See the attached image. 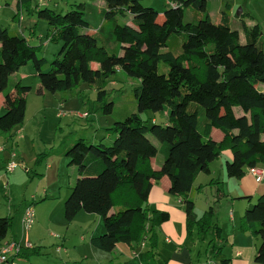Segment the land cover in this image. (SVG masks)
I'll use <instances>...</instances> for the list:
<instances>
[{
    "label": "trees",
    "instance_id": "obj_1",
    "mask_svg": "<svg viewBox=\"0 0 264 264\" xmlns=\"http://www.w3.org/2000/svg\"><path fill=\"white\" fill-rule=\"evenodd\" d=\"M95 1L103 7L98 10V29L89 34L85 3L74 2L62 14L33 7L32 0H18L13 22L32 9L46 24L47 43L60 46L57 58L49 64L37 57L40 47L31 45L17 25L11 30L0 25V135H8L23 123L30 87L10 80L28 63L38 79V95L69 93L63 98H72L74 89L88 85L95 89L106 116L114 109L106 101V81L117 72L137 80L136 112L115 120L107 130L115 137L112 143L94 144L82 136L62 148L61 155L74 169V183L63 204L64 220L70 223L80 212L99 217L103 233L88 243L104 253L113 252L118 244L136 248L147 235L145 262L153 264L156 228L169 216L149 212L145 205L152 183L167 177L169 195L180 198L184 207L186 236L191 237L193 230L198 238L210 235L212 258L227 264L222 256L224 241L212 224L213 208L199 218L195 215L193 195L202 188L193 189V183L199 175L210 174V164L225 150L231 152L225 165L227 178L240 179L249 168L264 165V90L257 87L264 85L260 27L243 24L241 44L239 31L231 27L228 4L222 5L218 24H214L206 0H165L171 6L161 14L143 6L142 0ZM187 11L192 14L189 21H185ZM93 62L98 64L95 70ZM160 65L167 68L165 73L159 72ZM235 109L240 110L239 116ZM146 112L163 113L165 124L152 120L148 126L141 118ZM213 130L223 135L222 141L212 139ZM159 152L162 164L153 171L150 161ZM46 156L40 155L37 164ZM245 200L241 229L259 241L254 261L264 264V194L254 204ZM11 224L0 218V243ZM28 250L41 252L22 249L17 257Z\"/></svg>",
    "mask_w": 264,
    "mask_h": 264
},
{
    "label": "rangeland",
    "instance_id": "obj_2",
    "mask_svg": "<svg viewBox=\"0 0 264 264\" xmlns=\"http://www.w3.org/2000/svg\"><path fill=\"white\" fill-rule=\"evenodd\" d=\"M73 1L74 0H32V3L34 7L37 5L39 9L47 8L56 13L64 14L72 9L71 5L74 4ZM75 1H77L76 4L79 2L85 3V20L89 24L90 30H97L100 21L95 9L96 4L92 3L93 0ZM150 2H152L158 9L161 8L162 4H165V0H162L161 5L160 0L141 1L143 6H147ZM4 3L5 0H0V25L11 30L15 28L16 25L11 20L13 16L12 11L8 10ZM55 3H57L58 6H55ZM237 3L235 14L241 9L240 6L243 2L242 0H237ZM248 8L253 14V22L260 25L263 42L262 47L264 49V0H248ZM208 9L212 23L218 24V20L214 18L216 7L213 0L208 1ZM22 14L24 15L22 17L23 20L21 17L18 19V24H22L20 28L19 25L17 26L18 31H20L25 37H30V33L34 30V38L31 43L36 47L41 46L40 50L36 53L37 57L44 58L48 64L51 63L57 58L60 46L47 43L45 39L46 24L36 18V15L32 13V9L29 15L25 11ZM190 16H192V14L187 11L185 14V21H189ZM119 23L122 24L124 22L123 20H119ZM243 40V34L241 33L240 41ZM93 64L97 65V63H91V65ZM166 69L167 68L162 65L159 66V72L161 74L165 73ZM27 73L28 76H25ZM15 75L17 76V79L23 77L21 83L31 87V92L28 93L26 97L27 114L25 117V128L29 134L26 140L27 145L22 146L17 150L19 156L24 157L25 163L28 166L23 167L22 161L18 160V158L13 159L18 167L16 172L19 174V181L21 178L22 180L26 179L24 180L26 183L21 184V180L16 184L15 189L11 193L7 191V198L3 199L2 203L5 209H10L11 216H8L7 219L12 222L11 227L15 228L18 234L22 235L23 229L19 218L20 213H23L28 206L32 207L34 211V224L27 233H29L31 237L34 235L37 237L42 236V238H45V242L41 246L34 245L30 242L31 248L35 250L40 249V254H35L28 250L29 253H24L20 257H16L13 261L15 264H57L58 262L54 255L56 254V247H62H60L59 242L62 239V233L64 231H67V229L69 230L67 234L68 242L65 244V248L61 249L63 251H70L75 245L78 248H83L79 243L80 237L89 238L102 234L103 223L99 217L95 215H87L83 212L78 217L76 216L71 223L64 220V200L62 201V198L64 197L66 190H68L69 194V189L74 183L73 177H71L70 181L68 177L67 179L65 178V181L60 185L61 188L57 189L56 197H59L60 195V199L50 201V203H46L45 205H40V202L30 204V196H38L40 187L41 189L44 188V185L42 184V186L37 178H34V176L31 177L34 173L33 171H35L33 166L37 165L36 163L38 162V158L40 159V155L47 153L54 154V152L59 150L62 143V145L69 144V141H75L82 136L85 137L87 142L94 140H91V138L98 137V139H101L100 137L105 136L106 140H103L104 142H102L106 145L110 144V142L107 141V130L111 129L113 125H111V122L114 123L115 120H121L124 116L129 115V113L136 112V102L134 100L133 92L139 86V83L137 80L127 78L119 72H117L115 76L110 77L106 81L105 86V91L108 94L106 101L112 102L114 109L112 115L106 116L102 113V104L96 101V92L93 87L82 85L83 88L79 87L72 91L74 94L72 98L67 97L63 99V96H68L69 93L62 95L59 93L51 94L45 91L42 95L37 94L38 79L34 76L35 72L31 63L22 67L19 70V73ZM14 80L15 78L11 77L10 82H13ZM257 87L261 91L264 90V85L259 84ZM2 113L3 111L0 112V114ZM59 113L61 114V117H58ZM234 113L236 116H239L240 110L235 109ZM141 118L147 121L148 126H150L153 119L158 125H163L165 121L163 113L146 112L141 115ZM108 125H110V127H108ZM17 128L19 129L20 126L16 127V129ZM147 137L153 144L159 147V144L151 136L148 135ZM97 141L99 142L100 140ZM41 149L44 150L42 153L39 152ZM157 156L158 160H161L160 152ZM31 160H34V164L30 163ZM218 165L219 164L216 163L214 166L219 177L220 170ZM31 167H33L32 170L26 173L25 169H31ZM201 176L203 178L205 175ZM198 194H200V192ZM198 194L196 193L197 199L195 200V203L196 208L200 211V209H202L201 207H206V198L210 193L208 191L202 192V195L199 197ZM254 203L255 202H252L251 204ZM209 207L213 208V204ZM214 207H216L215 204ZM97 222L100 224L99 227L97 226ZM83 227L88 230L81 232L79 228ZM51 235L60 236L61 238H52ZM91 250H94L101 256L100 259L103 264H108V260H106L108 256L107 253L96 249ZM88 257L91 260L93 259L91 256Z\"/></svg>",
    "mask_w": 264,
    "mask_h": 264
},
{
    "label": "crops",
    "instance_id": "obj_3",
    "mask_svg": "<svg viewBox=\"0 0 264 264\" xmlns=\"http://www.w3.org/2000/svg\"><path fill=\"white\" fill-rule=\"evenodd\" d=\"M42 1V0H38ZM207 3L209 0H206ZM18 0H5V6L8 10L12 11V21L15 15L16 5ZM77 2V1H74ZM216 12L214 13V18L216 20L219 19V12L224 4L231 5V27L239 31V35L241 32V26L244 24L247 27H252L254 25L259 24L254 23V17L251 11L248 8V0H242V5L240 6V11L235 14L237 0H213ZM95 3V9L98 13L103 7V3L101 1L92 2ZM162 4V0H160V5ZM33 5V4H32ZM55 6H58L55 3ZM148 7L153 8L156 12L162 13L166 8L170 7L171 4L165 1V4L161 6L160 9L156 8L155 5L150 2ZM165 6V9H164ZM34 7V6H33ZM209 10V9H208ZM29 15V14H28ZM21 18L24 16L20 14ZM209 19L211 18L208 12ZM23 20V18H22ZM211 20V19H210ZM31 22V21H29ZM15 25H19L14 22ZM20 26L22 24L20 23ZM35 26V25H34ZM264 26V23H263ZM6 28V27H4ZM20 32V31H19ZM96 30L88 29L87 33L94 34ZM21 33V32H20ZM22 34V33H21ZM23 35V34H22ZM24 36V35H23ZM25 37V36H24ZM27 38V37H26ZM34 38V30L30 33V37L27 38L32 45V39ZM244 39V37H243ZM241 44L244 43L240 41ZM34 46V45H33ZM41 47V46H40ZM98 64L91 65L93 70L97 69ZM19 71L15 74H18ZM12 77L15 78L14 81L22 82V78L17 79L16 75ZM28 76V73L25 75ZM36 76V74L34 75ZM13 81V82H14ZM22 84V83H21ZM23 85V84H22ZM83 88V86H81ZM38 89V86H37ZM31 90V87H30ZM31 92V91H30ZM29 92V93H30ZM44 92V91H43ZM43 92L40 94L42 95ZM64 99V98H63ZM27 109V108H26ZM0 111L2 109V96L0 95ZM25 116L22 125L18 129H13L8 135H0V218H7L10 215V209H5L2 201L7 198L8 192L11 193L19 181V174L17 171V164L14 158H18V160L22 161L23 167L28 166L25 163L24 157H20L18 154V149L22 146L27 145L28 133L25 128ZM59 117V116H58ZM60 119V118H58ZM153 121H155L153 119ZM113 122H111V125ZM165 124V121L164 123ZM110 127V125H108ZM107 127V128H108ZM91 137V136H90ZM91 138L94 139L91 143L97 144L98 141L106 140L105 136ZM114 136L108 135L107 141L112 143L114 140ZM212 139L216 142H220L223 139V135L217 131H212ZM70 143L72 141H69ZM104 142V141H103ZM69 143V144H70ZM63 144V143H62ZM60 146L59 150L52 153H47V156L40 163H36L34 165L33 175L34 178H37L44 185V188L41 189L38 196H30V204L40 202V205H45L46 203H50V201L58 200L61 198L56 197L57 189L61 188L60 185L65 181V178L71 177L74 178V169L72 166L68 165V159L61 155L62 148L66 147V144ZM68 144V143H67ZM46 146V144H45ZM157 147V146H156ZM45 148V147H44ZM43 148V149H44ZM159 148V147H157ZM41 149V152L44 151ZM15 152V153H14ZM156 156L154 159L150 161V165L153 171H158L162 164L161 160H158ZM231 160V152L229 150H225L221 153L220 157L210 164V174L205 175L203 178L199 175L195 182L193 183V189L201 187L200 194L202 192H209L210 194L206 198V207H201L200 211L196 208L195 200L197 199L196 194L193 195V201L195 206V215L199 218L209 206L213 204L214 216L212 219V224L217 226L220 232V237L224 241L222 245V256L228 261L227 264H257L254 261L256 250L259 245V241L250 236V234L241 229V218L243 216V210L245 211L248 202L245 200L246 198L251 199L253 202L258 196L264 194V181L260 184H257L252 176L247 174L243 175L240 179H230L227 178L225 173V165L227 162ZM34 160H31L30 163H33ZM219 165V177L218 173L215 171V164ZM9 164H14L15 168L11 172H7V167ZM31 169H25L26 173L30 172ZM30 168V167H29ZM23 179L22 183H26ZM34 181V180H33ZM68 181V180H67ZM34 183V182H33ZM69 184V183H68ZM42 185V186H43ZM70 186V185H69ZM169 180L167 177H162L158 183H152V187L147 199L146 208L149 212H165L168 214L169 219L167 222L162 223L156 228V238H157V247L155 251V257L152 261L153 264H220L212 258L211 253L209 252L208 242L211 239V236L207 235L204 238H198L196 236L195 230L192 231L191 237L186 236V219L184 214V207L180 198L173 197L169 195ZM69 188V187H68ZM70 190V189H69ZM70 193V191H69ZM211 195V197H210ZM68 190H66L62 201L67 198ZM60 201V200H59ZM63 201V202H64ZM214 202V203H213ZM214 204L216 207H214ZM58 207V206H57ZM219 207V209H218ZM203 210V211H202ZM82 212L77 214V217L81 215ZM22 212L20 213V221L22 219ZM49 221V220H48ZM63 221V220H62ZM72 222V221H71ZM70 222V223H71ZM99 223L97 222V226L99 227ZM12 226V224H11ZM82 232L84 230H88L87 228H79ZM91 230V229H90ZM101 230V228H100ZM69 230L64 231L62 234V239L59 242L61 248H65V244L68 242L67 234ZM103 232V231H102ZM92 236V235H91ZM52 238H59L60 236L51 235ZM61 238V237H60ZM80 237L79 243L83 246V248H78L76 245L70 249V251H63L61 248L56 247V254L54 255L56 261L60 263L66 264H103L100 255L95 252L94 248H91L89 245V237ZM145 246L141 247L140 245L136 248H131L130 246L124 244H118L113 252L107 253L108 264H146L145 262V253L148 251V236L146 235ZM143 238V239H144ZM25 243L30 242L34 245L41 246L45 242V238L42 236L37 237L34 235L30 236L29 233L18 234L15 228H10L6 238L0 243V246L6 243ZM57 246V245H55ZM59 249V251H57ZM87 253V254H84ZM93 257V261L88 257ZM17 256H12L14 260ZM89 262V263H88ZM105 262V261H104ZM107 262V261H106Z\"/></svg>",
    "mask_w": 264,
    "mask_h": 264
},
{
    "label": "built area",
    "instance_id": "obj_4",
    "mask_svg": "<svg viewBox=\"0 0 264 264\" xmlns=\"http://www.w3.org/2000/svg\"><path fill=\"white\" fill-rule=\"evenodd\" d=\"M21 17V16H20ZM59 117H61V114H58ZM81 117V116H80ZM86 117V116H84ZM15 168L14 164H9L7 167V172H11ZM247 174L253 177L255 182L257 184H260L264 181V165H256L252 168H249L247 170ZM34 224V211L32 207L28 206L23 214H22V219H21V225L24 233H27L33 226ZM145 241L146 238H144L140 246L144 247L145 246ZM31 246L28 244V242H25L23 244L21 243H6L0 246V264H15L12 256H17L18 253L22 249H30ZM59 251V249H57Z\"/></svg>",
    "mask_w": 264,
    "mask_h": 264
},
{
    "label": "water",
    "instance_id": "obj_5",
    "mask_svg": "<svg viewBox=\"0 0 264 264\" xmlns=\"http://www.w3.org/2000/svg\"><path fill=\"white\" fill-rule=\"evenodd\" d=\"M240 11V10H239Z\"/></svg>",
    "mask_w": 264,
    "mask_h": 264
}]
</instances>
